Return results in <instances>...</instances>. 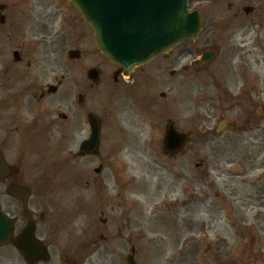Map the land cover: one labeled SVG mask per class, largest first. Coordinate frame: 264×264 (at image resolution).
<instances>
[{"label":"flooded vegetation","instance_id":"1","mask_svg":"<svg viewBox=\"0 0 264 264\" xmlns=\"http://www.w3.org/2000/svg\"><path fill=\"white\" fill-rule=\"evenodd\" d=\"M51 1L55 0L0 1V40L7 43L0 47V153L10 167L0 175V212L14 222L9 239L0 244V264H56L58 261L53 258L56 234L48 220V211L38 204L34 189L25 184L27 177L32 178L20 166L25 158L22 150L51 141L53 132L68 145L78 144L81 140L77 136L78 116L84 120L81 125L88 126V91L94 87L117 89L120 98L126 95L125 101L142 90L146 92L142 98L148 100L156 84L177 81L186 73H190L194 84L200 87L196 95L200 109L196 128L192 125L181 129L190 139L185 146L194 138L199 148L218 151L205 155L191 172L177 160L182 151L170 156L173 181L180 193L173 210L175 224L143 227L138 229L137 235H146L156 264H264V249L251 253L234 251L230 246L225 248L222 241L218 243L215 223L219 211L228 213V221L234 218L246 223L249 206L264 207V54L260 51V57L249 58L252 52L246 50L249 40L264 36V31L249 33L245 28L230 29L234 22L264 8V0L261 4V0H193L206 23L195 41L178 44L167 55L160 54L148 63L158 61L156 65L136 67L129 75L114 66V70L104 76L103 70L96 66L99 81L92 84L86 77L79 78L76 85L71 84L72 91L66 84L67 79L73 77L70 71L74 59L69 58V53L77 49L81 60L85 52L79 47L84 43L91 45L92 41L78 39L72 44L68 26L72 24L80 30L84 22L75 9H72L76 12L71 19L64 16L60 10L61 0L55 1L57 8L51 10L48 5ZM203 52L211 53L210 58L193 65ZM43 67L53 74L43 76ZM57 67H64V73L57 75ZM160 68H164V72H154ZM167 95L159 93L161 99ZM187 118L190 124L191 118ZM170 121L178 129L172 118ZM99 122L103 124L102 118ZM216 129L223 130L217 133ZM209 131L211 137L205 138ZM230 132L235 144L219 140ZM229 148L235 152L233 158L227 154L233 153ZM193 154L191 151L188 156ZM202 164L205 168L200 169ZM226 165L230 168H225ZM233 170L235 173L231 172ZM211 173L222 180L218 189L227 196L226 203L217 206L220 207L217 210L212 201L214 192H210L213 188ZM200 174L203 178L199 179ZM186 181L192 183L195 190L184 191ZM13 184L29 190L24 200L8 192V186ZM196 191L201 193L202 199ZM197 201L207 202L206 206H198ZM102 222L107 223V219ZM99 239L105 241L107 237L101 232ZM18 242L22 248L26 247V253L17 249ZM41 243L50 252L47 261L39 257ZM92 253L102 255L99 247ZM61 261L82 264L75 254Z\"/></svg>","mask_w":264,"mask_h":264},{"label":"rangeland","instance_id":"2","mask_svg":"<svg viewBox=\"0 0 264 264\" xmlns=\"http://www.w3.org/2000/svg\"><path fill=\"white\" fill-rule=\"evenodd\" d=\"M261 2L262 0L259 3ZM57 3L51 1V4ZM61 3L63 6L60 7L61 13L64 16H70L71 19L74 12L65 6V0ZM71 25L68 27L72 44L77 43L78 39L89 41L93 38L92 31L88 27H84L82 34L81 29L78 30ZM241 28H245L249 33H257L256 30L264 31V8L249 18L244 17L234 22L230 29ZM263 39L262 35L253 38L252 42L249 40L246 49L249 53L252 52L249 54L252 57L249 58L260 57L262 54L260 51L264 54ZM6 45L2 42V47ZM181 46L186 49L185 44ZM80 47L87 46L81 44ZM85 50L87 51L86 48ZM157 63L148 66H154ZM90 65L99 66L104 76L112 70L105 59L89 50L85 54V59L72 62L70 73H73V80L69 78L66 83L69 90H73L72 83L76 85L79 78L85 77V70ZM56 70L57 75L65 71L64 67H57ZM41 71L43 76L49 77L53 74L48 71V68L43 67ZM157 71L164 72V68L154 70V72ZM164 83L156 84L152 89L155 99L161 91L168 95L165 99H160L159 105L153 106L156 110L153 109L150 116L139 109L141 106H139V100H121L126 95L121 99L111 94L105 97L106 90L114 93L117 89L104 90L102 87L90 89L88 91L90 104L96 103L95 111L101 117L103 116L97 155H77L76 143L62 145L58 139L59 136L53 132L51 135L54 136L50 144L52 148L47 145H43L41 149L33 148L29 150L27 162L20 164L21 168L33 177L32 179L27 177L25 184L34 189L38 204H42V209L48 211V220L54 227L56 238L54 237L53 258L58 260L55 262L63 264L62 259L67 260L73 254H77L81 257L83 264H126L125 257L130 253V247L133 245L137 249L134 259L139 264H147L150 261L152 248L145 240V235H137L138 229L173 222L174 215L167 209L168 206L171 209L175 208V197L180 194L179 187L173 181V161L161 149L165 126L172 118L180 130L189 129L192 125L196 128L198 122L196 115L200 109L196 96L197 88L200 87L194 84L190 73H186L177 81L171 80ZM75 89L76 92L77 89ZM145 94V91L140 90L137 92L136 99H141L143 102L142 97ZM101 106H105V109ZM109 113L110 116H108ZM187 116L191 118L190 124ZM83 121L78 116L80 127L77 136L80 139L86 138L89 134L87 125H81ZM210 137V133L205 135V138ZM224 139L235 144L232 132L219 137V140ZM196 144V140L192 138L177 157L179 164L187 165L190 172L194 171L195 163L203 160L205 155L210 156L218 151V149L213 150L204 146L199 148ZM191 151H194V154L190 157L188 155ZM231 151H234L233 148H229V152ZM227 154H230L231 158L234 157V154L228 152ZM99 164L102 165V171L96 174L93 170ZM199 168H205V164ZM225 168L230 166L226 165ZM211 176L215 174L211 173ZM198 178H203V175L200 174ZM186 182L184 191L195 190L192 183ZM212 186L210 192L219 191V195L212 196L217 210L220 209L217 206L225 203L223 199L226 198V194L224 193L223 196V192L214 183ZM202 192L207 193L204 189ZM196 203L202 207L206 206L207 202L197 201ZM154 205L159 206V211L154 208ZM262 208L260 211L264 213V207ZM251 213L247 211L249 224L237 230L239 232L243 229V232L250 234V245L238 246L234 243L238 246H235L236 249L242 248L250 253L252 250L264 247V231L257 232L258 226L251 222L254 216ZM220 215L222 216L221 213ZM102 218H106L107 223H102L100 220ZM216 230L227 243L235 240L234 226L230 225L228 228L219 222ZM101 232L107 237L105 241L99 239ZM115 235L119 237L115 238ZM258 237L261 240H257ZM221 241L223 242L222 238H219L218 243ZM97 247L102 255L99 256L96 253L90 255Z\"/></svg>","mask_w":264,"mask_h":264},{"label":"water","instance_id":"3","mask_svg":"<svg viewBox=\"0 0 264 264\" xmlns=\"http://www.w3.org/2000/svg\"><path fill=\"white\" fill-rule=\"evenodd\" d=\"M69 4L94 26L98 47L106 57L126 69L145 63L180 39L195 37L201 23L198 14L186 10V0H69ZM167 129L164 149L180 148L186 136L172 126ZM97 132V127L92 128L82 151L96 149ZM14 190L12 194L17 193Z\"/></svg>","mask_w":264,"mask_h":264}]
</instances>
